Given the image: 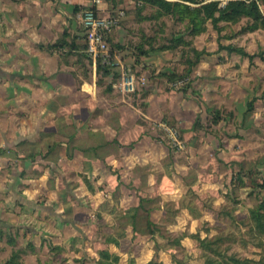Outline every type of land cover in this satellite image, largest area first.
Returning a JSON list of instances; mask_svg holds the SVG:
<instances>
[{
    "label": "crops",
    "instance_id": "obj_1",
    "mask_svg": "<svg viewBox=\"0 0 264 264\" xmlns=\"http://www.w3.org/2000/svg\"><path fill=\"white\" fill-rule=\"evenodd\" d=\"M91 2L0 0V246L10 250L12 235L30 258L95 264L105 251L147 264L152 255L135 253L149 250L175 264L176 246L200 251L198 239L222 237L224 205L233 215L240 184L250 191L243 174L258 156L264 52L203 53L189 84L175 87L170 57L160 68V52L122 46L111 29L137 78L125 92L121 66L97 70L84 51L80 11Z\"/></svg>",
    "mask_w": 264,
    "mask_h": 264
},
{
    "label": "rangeland",
    "instance_id": "obj_2",
    "mask_svg": "<svg viewBox=\"0 0 264 264\" xmlns=\"http://www.w3.org/2000/svg\"><path fill=\"white\" fill-rule=\"evenodd\" d=\"M177 1L188 3L191 6L195 5L194 2L189 0ZM105 2L108 9L122 8L125 11L118 22V26L112 29L113 37L122 39L124 41V44H121L122 46H128L136 51L145 53L149 51L160 52L163 55L161 57L162 62L164 57H170L168 60L170 65L174 70H177L174 72L176 73L175 78L182 77L181 74L184 73L185 67L188 65L187 62L192 61L199 51L211 53L221 49L220 45H225L229 46L223 48L227 52H238L241 56H246L250 60L251 57L242 54L241 51H249L248 54H251L250 51L258 54L264 51V29L251 32L248 28L251 20L246 17H242L235 22L219 20L216 24H212L211 21L207 20L204 31L192 33L187 16L182 15L180 18L179 13H174L172 8L163 7L160 3L152 4L143 0H105ZM224 2L225 0H221L220 3ZM116 42L119 41L116 40ZM116 42L110 40L113 49L118 51V47L115 46ZM160 65V68L169 66L168 63ZM251 134H253L251 136V150L257 151L258 156L252 158L251 152V172L243 174L247 181L246 185L249 184L248 190L250 191L247 192L242 186L244 184H240L239 205L236 206L238 211L233 215L229 212L233 208L224 205L223 209L229 208L230 210L225 211L227 214L224 213L225 217L221 220L224 227L218 231V235L222 234V237L212 235L213 237L207 240L211 242L206 248H203L204 251L194 248L192 252H189L185 247L176 246L175 251L171 253L175 261H182L183 259L188 264H199L201 261H205V263L208 261L210 264H264V233L255 228L253 221L250 219V209L258 205L261 206V203L264 204V172L259 169L264 156L262 155L264 154L263 115L257 118V124L252 128ZM260 137L261 141L259 140ZM242 180L244 181V178H241L240 181ZM6 236L11 249L8 250L0 246L1 264H53L54 259L59 262L58 264H74L71 262L66 263V256H61V260H59L58 254L54 257V254L48 256L41 253L40 256L39 253L30 258L26 251L30 249L29 246L27 249L26 247L16 246L12 235ZM0 238H2V235H0ZM189 240L191 241V239ZM191 243L192 246L197 244L194 239ZM212 248H214V251ZM135 254L144 257L152 255L155 262H158L157 259L165 255L164 252L158 253V251L153 255V252L149 250ZM101 257L103 258L102 254L99 258Z\"/></svg>",
    "mask_w": 264,
    "mask_h": 264
},
{
    "label": "trees",
    "instance_id": "obj_3",
    "mask_svg": "<svg viewBox=\"0 0 264 264\" xmlns=\"http://www.w3.org/2000/svg\"><path fill=\"white\" fill-rule=\"evenodd\" d=\"M144 2L149 3H160L161 6H167L168 8H172L174 13H179L180 18L182 15L188 17V23L191 28L192 33L202 32L206 29V21H211L212 24H216L219 20H226L229 22H235L240 20L242 17H246L248 20H251L249 25V30H255L257 28L264 29V0H225L224 3H220L221 0H189L194 2L195 5L191 6L188 3H183L177 0L168 1V0H143ZM110 41V38H109ZM140 46V45H139ZM229 46L220 45V48H228ZM140 48V47H139ZM138 48V49H139ZM233 48V47H230ZM142 52V51H139ZM240 52V51H239ZM264 51L261 52V55ZM145 53V52H142ZM244 55H249L247 51H241ZM203 54L201 51L195 54V57L192 61H188L187 67H185L184 73L182 76H190L192 67L199 60L200 55ZM101 69L103 72H111L112 67L102 64L100 62L97 63V70ZM176 73H169L168 78L174 79ZM180 75V76H181ZM189 84V82L185 83V87ZM253 108V99L248 102V109L252 110ZM241 180V175L238 177ZM242 182V181H241ZM250 219L253 221L254 227L259 231L264 233V204L261 203V206L258 205L250 209ZM148 224L150 226L151 221L148 220ZM200 245L203 248H206L211 241H207L208 239H198ZM214 251V248H212ZM103 258H99L95 264H118L119 257L117 255H111L108 252L102 251L101 253ZM101 256V255H100ZM1 264V263H0ZM129 264H134V261L131 260ZM147 264H161L159 262H155L150 260ZM175 264H184L181 260H176ZM205 264H210V262L206 261ZM220 264V263H219Z\"/></svg>",
    "mask_w": 264,
    "mask_h": 264
},
{
    "label": "built area",
    "instance_id": "obj_4",
    "mask_svg": "<svg viewBox=\"0 0 264 264\" xmlns=\"http://www.w3.org/2000/svg\"><path fill=\"white\" fill-rule=\"evenodd\" d=\"M103 0H92L82 7L80 11V24L85 40L84 51L94 61L108 65L112 68L121 66L120 88L125 92H131L136 87L137 78L133 72L122 66L117 51L113 49L109 41V33L123 17L125 11L122 8L103 9L99 5ZM188 76L177 78L171 85L177 87L188 82ZM173 147L182 149L184 144L178 139L176 131L167 128Z\"/></svg>",
    "mask_w": 264,
    "mask_h": 264
}]
</instances>
